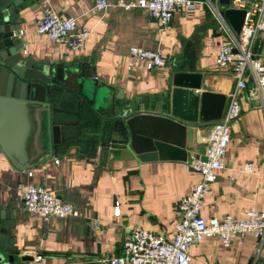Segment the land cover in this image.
Returning a JSON list of instances; mask_svg holds the SVG:
<instances>
[{
	"label": "crops",
	"instance_id": "obj_1",
	"mask_svg": "<svg viewBox=\"0 0 264 264\" xmlns=\"http://www.w3.org/2000/svg\"><path fill=\"white\" fill-rule=\"evenodd\" d=\"M28 1L31 6L22 13L19 27L24 31L21 39L28 58L43 64H81L125 99L134 103L151 99L153 105L166 95L170 99L176 73L202 74V84L209 92L226 97L225 114L236 82L231 72L216 66L224 35L208 3L222 10L220 0H202L207 4L195 13L177 12L165 31L143 10L126 12L111 7L99 15L93 12L96 0H47L45 4L61 17H75L81 25L94 29L80 52L68 51L38 35L36 26L45 4ZM132 46L160 50L167 59L166 67L151 70L146 63L135 62L129 55ZM79 93L84 98L59 91L52 103L53 122L61 129L58 144L48 130L47 114L38 113L31 169L19 170L0 151V204L11 210L15 221L11 234L21 254H38L43 258L41 264H105L123 255L124 244L137 227L171 241L178 203L201 180L199 173L187 172L186 162L171 157L142 162L121 145L104 147V121L93 110L97 103L92 99L91 106L85 99L92 95ZM241 103V115L230 126L224 168L217 172L201 211L207 221L227 214L243 218L253 208L264 212V105L247 95ZM98 113L111 114L101 106ZM211 129L202 126L188 131L187 160L205 157ZM249 163L253 169L246 172ZM31 186L45 187L71 204L79 216L43 221L31 215L23 199V192ZM116 206L121 211L118 217ZM191 254L192 264H264V239L248 235L243 244L231 248H225L218 238L205 239L191 248Z\"/></svg>",
	"mask_w": 264,
	"mask_h": 264
},
{
	"label": "water",
	"instance_id": "obj_2",
	"mask_svg": "<svg viewBox=\"0 0 264 264\" xmlns=\"http://www.w3.org/2000/svg\"><path fill=\"white\" fill-rule=\"evenodd\" d=\"M223 15L234 33L241 34L246 12L227 8L230 0H220ZM31 6L28 0H0V151L19 170L31 169L39 131V112L48 118V130L58 144L60 126L54 124L53 101L59 91L84 98L92 95L93 110L104 121V147L128 149L140 161L188 159L187 136L190 129L213 126L221 120L226 97L203 86V75L176 73L170 99H145L135 103L115 93L88 73L81 64H43L28 58L25 43L17 36L22 13ZM200 91H203L200 93ZM110 100V102H108ZM117 101H121L120 105ZM110 115L98 113L99 107ZM233 123V122H232ZM229 126H231V124ZM52 154V151L50 152ZM9 207L0 204V264H31L22 255L11 231L15 229ZM248 264H252L249 262Z\"/></svg>",
	"mask_w": 264,
	"mask_h": 264
},
{
	"label": "built area",
	"instance_id": "obj_3",
	"mask_svg": "<svg viewBox=\"0 0 264 264\" xmlns=\"http://www.w3.org/2000/svg\"><path fill=\"white\" fill-rule=\"evenodd\" d=\"M39 1L44 4L47 2ZM204 4L207 2L202 0H96L93 12L103 15L111 7L126 12L143 10L158 23L161 31H165L177 12L195 13ZM208 5L217 21L218 30L224 35L216 66L220 70L231 72L236 86L229 96L224 116L212 126L207 138L205 157L194 156L186 161L187 172L199 173L201 180L178 203V218L171 241L137 227L130 232L124 244L123 255L112 257L105 264H192L191 248L205 239L218 238L225 248L243 244L248 235L264 239V212L254 208L245 211L243 218L227 214L207 221L201 214L206 197L217 180V172L224 168L231 142L229 124L239 119L242 99L246 95L259 98L264 105V48L260 54L256 53L258 40L264 39V0L230 1L227 8L246 12L244 25L238 36L223 12L211 3ZM36 32L68 51L80 52L87 45L94 29L81 25L75 17H61L51 5L45 4ZM17 36L24 37V31H18ZM23 53L26 55V50ZM129 55L135 62L146 63L151 70H159L167 65V59L160 50L132 46ZM252 169L251 163L245 166L246 172H251ZM23 199L27 211L43 221H49L53 217L66 219L79 216L78 210L71 204L54 196L43 186L28 187L23 192ZM120 214V208L116 206L115 216ZM30 255L33 264H41L42 256L35 253Z\"/></svg>",
	"mask_w": 264,
	"mask_h": 264
},
{
	"label": "rangeland",
	"instance_id": "obj_4",
	"mask_svg": "<svg viewBox=\"0 0 264 264\" xmlns=\"http://www.w3.org/2000/svg\"><path fill=\"white\" fill-rule=\"evenodd\" d=\"M223 11V9L221 10ZM264 47V39L263 38H260L257 42V48H256V51H261Z\"/></svg>",
	"mask_w": 264,
	"mask_h": 264
}]
</instances>
